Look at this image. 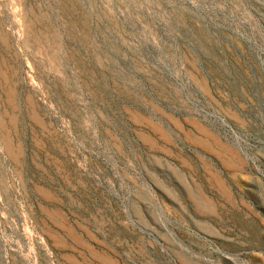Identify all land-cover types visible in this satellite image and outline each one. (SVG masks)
I'll return each mask as SVG.
<instances>
[{"label":"rangeland","instance_id":"374dc122","mask_svg":"<svg viewBox=\"0 0 264 264\" xmlns=\"http://www.w3.org/2000/svg\"><path fill=\"white\" fill-rule=\"evenodd\" d=\"M0 264H264V0H0Z\"/></svg>","mask_w":264,"mask_h":264}]
</instances>
